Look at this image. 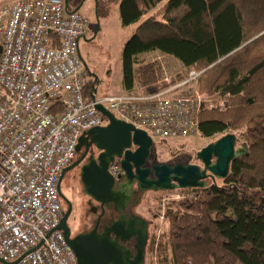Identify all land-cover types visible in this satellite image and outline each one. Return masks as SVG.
I'll use <instances>...</instances> for the list:
<instances>
[{
  "label": "built area",
  "instance_id": "built-area-1",
  "mask_svg": "<svg viewBox=\"0 0 264 264\" xmlns=\"http://www.w3.org/2000/svg\"><path fill=\"white\" fill-rule=\"evenodd\" d=\"M68 11L64 0H17L0 10V261L6 264H78L58 230L59 182L84 133L108 124L98 106L153 142H181L199 136V115L209 103L195 90V71L175 85L163 77L169 86L153 94L86 98L80 43L90 20ZM109 172L119 176L116 162Z\"/></svg>",
  "mask_w": 264,
  "mask_h": 264
},
{
  "label": "trees",
  "instance_id": "trees-1",
  "mask_svg": "<svg viewBox=\"0 0 264 264\" xmlns=\"http://www.w3.org/2000/svg\"><path fill=\"white\" fill-rule=\"evenodd\" d=\"M164 1L121 0L122 26L136 27L122 54L124 89L167 88L160 64L143 57L174 58L184 70L172 84L195 71L202 98L226 101L200 112V137L234 134L249 156L232 162L221 185L178 190L186 194L166 212L170 257L160 244L159 264H264V0Z\"/></svg>",
  "mask_w": 264,
  "mask_h": 264
},
{
  "label": "water",
  "instance_id": "water-1",
  "mask_svg": "<svg viewBox=\"0 0 264 264\" xmlns=\"http://www.w3.org/2000/svg\"><path fill=\"white\" fill-rule=\"evenodd\" d=\"M64 4L69 13L68 0H64ZM76 12L78 10L73 11V13ZM85 66L88 71L86 63ZM96 94L97 89L92 87L90 95L93 101ZM97 108L108 120V124L87 131L79 139L76 151L79 154L85 148V152L79 161L65 169L59 182V192L64 200L66 198L61 192V183L65 175L85 160H88V163L82 165L80 169V181L84 187V193L101 205L109 202L121 205L124 197L118 184L123 176L135 180L141 192L201 189L208 186L207 180L209 179L212 181L227 179L232 162L249 156L247 144H239L236 135L228 134L209 144L197 154V160L201 162L202 167L160 164L144 168L154 145L152 139L146 132L116 119L104 107L98 106ZM92 148L99 152L96 158L88 157ZM117 160L120 161L124 175L115 178L110 174L109 168ZM152 174L154 178L150 179ZM71 211L70 205L58 230L64 233L66 242L78 259V264H144V252L148 244V225L144 219L133 216L127 223L122 219L117 222L112 230L116 235L115 241L110 239L108 233L100 236L96 230L72 239L65 226ZM135 236L138 237L139 249L136 261L132 262L129 261L131 254L119 247L118 240L126 241Z\"/></svg>",
  "mask_w": 264,
  "mask_h": 264
},
{
  "label": "rangeland",
  "instance_id": "rangeland-1",
  "mask_svg": "<svg viewBox=\"0 0 264 264\" xmlns=\"http://www.w3.org/2000/svg\"><path fill=\"white\" fill-rule=\"evenodd\" d=\"M9 1L10 0H0V3ZM168 1L169 0H165L161 5ZM120 3L121 0H86V6L79 12L90 20V31L88 36H91L94 32L98 31L97 36L91 45L86 44L84 41H81L80 43L81 56L86 63L88 70L96 74L100 79L101 85L97 87L98 91L96 94L98 97L130 94L122 85V54L126 42L130 39L136 27L122 26L120 20ZM70 10L74 11L72 3L70 4ZM88 48L91 49L90 55L87 53L90 50H88ZM165 60L174 61L175 59L168 57L156 61L164 64L166 68V72L165 70L163 71V77H168L171 82H174L176 77V71H174L175 68L172 69ZM161 66L162 68L164 67L163 65ZM207 99L209 100V103L206 105L207 108L226 106V101L222 98ZM221 137L223 136L202 139L199 135L190 137L188 140L181 142L168 141L166 143L155 140L151 151L150 164H167L170 166L176 164H191L202 167L201 162L197 160V154L209 144L219 140ZM80 156L81 155H78L75 161H77ZM97 156L98 154H96V157ZM86 162L87 161L85 160L80 166L68 172L62 183L64 195L73 206L72 219L73 228L76 233L82 230L80 219L81 216H83L84 211H87L88 209L87 203L89 197L84 193V188L80 181V169L82 165L86 164ZM207 184L221 185L222 181H212L209 179L207 180ZM184 194H186V192L182 193L177 190L160 193L150 192L146 194L142 206L138 209V213H142L146 216V219L152 222L150 225L149 243L155 239V244L158 245L153 252H148L147 264H159L158 249L160 244L167 248V256L170 257L168 242L170 223L166 217V212L169 209L168 203L182 199L181 195ZM64 207L67 209L68 205L64 204ZM84 227L85 229H89L90 222H87ZM0 264H3V262L0 261Z\"/></svg>",
  "mask_w": 264,
  "mask_h": 264
},
{
  "label": "flooded vegetation",
  "instance_id": "flooded-vegetation-1",
  "mask_svg": "<svg viewBox=\"0 0 264 264\" xmlns=\"http://www.w3.org/2000/svg\"><path fill=\"white\" fill-rule=\"evenodd\" d=\"M69 3V9H70V4L72 3L74 6V11L78 10L80 12L85 6H86V0H68ZM71 11V10H70ZM97 36V32H94L91 36H87L84 38L82 41H84L86 44L91 45V43L95 40ZM90 47V46H89ZM90 48H88L89 50ZM91 49L87 52L89 55ZM87 79L86 82H91L92 81V87H95L98 91V86L101 85L100 79L98 76L89 70L87 71ZM92 90V89H91ZM152 151V150H151ZM85 152V148L82 149L81 153H77L78 155H81L80 158L77 160L79 161L82 157V155ZM96 154H99V152L95 149L92 148L90 149L89 155L94 156L96 158ZM76 156V158H77ZM88 159V158H87ZM150 159H151V154L150 157L147 160L146 166L144 168H151L154 165L150 164ZM76 160V159H75ZM77 161H74L76 163ZM86 164L88 163V160H86ZM85 162V161H84ZM116 163L119 166V176H123L124 173L121 170L120 166V161L117 160ZM81 165V164H80ZM79 165V166H80ZM77 168V167H76ZM74 170V169H73ZM72 171V170H71ZM66 176V175H65ZM153 174L150 176V179H153ZM65 179V177H64ZM63 179V181H64ZM62 181V183H63ZM62 183H61V192L63 196L66 198L64 200L62 197V219L68 212V209L71 205L72 211L67 218L65 222V226L68 228L70 232V237L74 239L78 235L81 234H88L94 230L97 231V234L100 236H103L105 233H108L110 239L112 241L116 240V235L114 234L113 228L114 225L119 222L121 219L124 222H129L133 216H138L144 219L148 225V244L145 248L144 252V264H147V255H148V247H149V239H150V225L151 221L146 219V216H144L142 213H138V209L142 206V202L144 198L146 197L147 193L154 192V191H148V192H141L137 186L135 180H130L126 176H123V178L119 181L118 186L121 188V193L124 197L123 202L120 204L114 203V202H109L105 205H101L100 203L95 202L94 200L89 198V201L87 203V211H84L83 216H81L80 219V224L82 225V230L76 233L73 228V206L70 203V201L67 199V197L64 195V191L62 190ZM84 188V187H83ZM164 191H158L154 193H160ZM64 204L68 205V208L65 209ZM87 222H90V228L85 229L84 225L87 224ZM142 226L140 227V229ZM119 247L126 252H129L131 254V258L129 261H136V258L138 256V249H139V244H138V237H132L130 239H127L126 241H123L122 239L118 240Z\"/></svg>",
  "mask_w": 264,
  "mask_h": 264
},
{
  "label": "crops",
  "instance_id": "crops-1",
  "mask_svg": "<svg viewBox=\"0 0 264 264\" xmlns=\"http://www.w3.org/2000/svg\"><path fill=\"white\" fill-rule=\"evenodd\" d=\"M15 1H17V0H10L9 2H3V3H0V10L3 8V7H5V6H8V5H10V4H12V3H14ZM135 31V30H134ZM134 33V32H133ZM169 56H165V55H162V54H160V53H154V54H151V55H147V56H145V57H143L147 62H156L157 60H160V59H164V58H168ZM166 61V63H168V65L170 66V67H172V69L173 68H175L174 69V71H176V73H175V76H177L178 74H180L182 71H183V66H182V64L180 63V62H178V61H176V60H169V61H167V60H165ZM159 63V62H158ZM160 64V66L161 65H163L164 66V64H162V63H159ZM181 64V65H180ZM161 68H162V66H161ZM163 69V71L165 70V72H166V68H165V66L162 68ZM170 71V70H169ZM168 71V72H169ZM167 74V73H166ZM172 77V76H171ZM86 79H87V77H86ZM140 90V89H139ZM137 92H138V88H137Z\"/></svg>",
  "mask_w": 264,
  "mask_h": 264
}]
</instances>
